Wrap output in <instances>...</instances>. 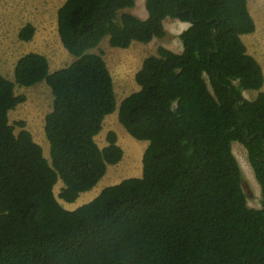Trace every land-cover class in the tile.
<instances>
[{
    "label": "trees",
    "instance_id": "16d2710c",
    "mask_svg": "<svg viewBox=\"0 0 264 264\" xmlns=\"http://www.w3.org/2000/svg\"><path fill=\"white\" fill-rule=\"evenodd\" d=\"M134 5L65 0L57 32L73 61L50 71L45 55L29 51L13 80L0 75V264H264V74L242 40L255 30L247 0H145L144 19L125 10ZM167 17L189 22L182 51L157 46L134 75L139 89L116 106L103 52L93 49L106 37L118 48L166 39ZM34 31L26 23L18 38ZM41 81L52 94L49 160L25 122L15 133L8 117L25 100L16 84ZM115 109L148 142L141 175L64 208L59 199L75 201L121 160L115 131L104 147L95 141ZM235 141L261 187L258 208L247 203Z\"/></svg>",
    "mask_w": 264,
    "mask_h": 264
},
{
    "label": "rangeland",
    "instance_id": "374dc122",
    "mask_svg": "<svg viewBox=\"0 0 264 264\" xmlns=\"http://www.w3.org/2000/svg\"><path fill=\"white\" fill-rule=\"evenodd\" d=\"M64 1L0 0V75L13 80L16 60L29 51L45 55L50 71L64 67L73 61L74 57L62 46L57 32L56 12ZM135 4L139 9L144 10V0H137ZM248 4L249 12L256 22L255 30L252 33L243 35L242 38L247 47V52L258 60L264 72V0H248ZM125 10L130 12L134 9L127 8ZM145 16H147V13ZM177 20L169 17L165 18L163 26L171 30L168 33L169 36L163 40L153 38L150 45H147L148 47L132 43L131 45L135 44L137 46L126 49L111 48L106 37L93 50L103 52V58L112 74L117 103L133 91L135 81L132 73L137 65L134 61L138 63L143 56H148L150 52L155 53L157 46L161 43L175 44L180 40L178 33L187 25L175 27L173 22ZM26 23H31L35 31L29 41H22L18 38V32ZM123 71H128V75L124 74ZM208 85L210 88L209 82ZM262 90H264V83ZM15 91L23 94L25 100L9 111V123L14 126V132L17 133L21 129L17 122L24 121V128L29 130L34 140L42 146L43 154L49 160V142L44 133V117L52 107L50 88L45 81H41L31 86H18L16 84ZM243 95L248 99H253L257 95V91L245 90ZM112 114H115V119L103 121V132L98 134L95 140L99 147H104L107 144L105 140L106 130L115 131L117 144L123 151L122 158L119 162L108 165L104 176L96 185L91 190L80 193L75 201L66 202L59 199L62 206L69 210L90 201L91 197L88 196L96 192L99 193L107 185L118 183L128 177L141 175L142 154L147 141L132 137L119 123L117 113ZM232 151L242 171L247 203L251 207L258 208L261 205V187L255 179L246 149L240 142L235 141L232 143ZM61 186L62 182L58 180L54 186L56 196H58Z\"/></svg>",
    "mask_w": 264,
    "mask_h": 264
},
{
    "label": "crops",
    "instance_id": "0c3cea01",
    "mask_svg": "<svg viewBox=\"0 0 264 264\" xmlns=\"http://www.w3.org/2000/svg\"><path fill=\"white\" fill-rule=\"evenodd\" d=\"M136 2H137V0H135ZM135 2V3H136ZM144 2H145V0H144ZM247 4H248V0H247ZM136 5V4H135ZM133 6L132 7V9H134V10H132V11H130L131 13H133L134 15H136V16H138L139 18H141V19H144V18H146L147 16H145L146 15V13H147V11H146V9H145V7H144V10L143 9H139L137 6ZM248 9H249V4H248ZM136 10V11H135ZM173 19H176V18H173ZM179 21V22H178ZM254 22H255V20H254ZM174 23V26L175 27H180V26H183V25H187V26H185V28H183L181 31H183V30H185L188 26H189V24H188V22L187 21H180L179 19L177 20V21H174L173 22ZM255 24H256V22H255ZM165 27V26H164ZM166 28V27H165ZM166 31L168 32V33H170V29H167L166 28ZM181 31L178 33V35L181 33ZM173 33V32H172ZM243 36V35H242ZM242 40H243V38H242ZM103 41V40H102ZM151 42V41H150ZM150 42H148V43H141V42H137V41H133L132 43H138L139 45H145L146 47H148L147 45H150ZM244 42V41H243ZM131 43V44H132ZM129 45L127 48H129V47H131V46H137V45ZM161 45L163 46V47H165V48H167V49H169V50H171V51H173V52H176V53H180L181 51H182V42L179 40L177 43H175V44H172V43H169V42H166V43H161ZM159 46V45H158ZM111 48H118V47H111ZM247 48V47H246ZM119 49H126V48H119ZM94 50V49H93ZM150 54H154V52H150L149 53V55ZM133 56V55H132ZM147 55H145V56H143L142 57V60H140V61H138V63H137V61H134V63L136 62V67L134 68V70H133V73H132V76H133V79H134V75H135V73L139 70V68L141 67V63H142V61H143V59L146 57ZM130 65V64H129ZM125 66V65H124ZM108 67V66H107ZM109 69V68H108ZM54 71V70H53ZM110 71V70H109ZM111 73V72H110ZM123 73L124 74H126V75H128V71H123ZM263 74H264V72H263ZM111 76H112V74H111ZM112 80H113V78H112ZM135 81V80H134ZM114 88V87H113ZM139 89V86L137 85V83L135 82V85H134V88H133V91H131L130 93H132V92H134V91H137ZM129 93V94H130ZM127 96V95H126ZM116 106H118V103H117V101H116ZM112 113H117V109H115ZM112 113H110V114H108V115H106L105 116V118H104V120L103 121H105L106 119H108V121H109V119L112 121L113 119H115V114H112ZM102 124H103V122H102ZM106 131H108V130H106ZM101 132H103V127L101 128V130L99 131V133L98 134H100ZM104 132H105V130H104ZM116 133V132H115ZM98 134L95 136V138L98 136ZM106 135V134H105ZM117 135V134H116ZM96 141V140H95ZM147 143L148 142H146L145 143V146H147ZM91 190V189H90ZM98 194V192H96V193H94V194H92V195H90V196H88V197H91V199L92 198H94L96 195ZM87 198V197H86ZM79 201V200H78ZM65 208V207H64ZM67 209V208H66ZM71 210V209H70Z\"/></svg>",
    "mask_w": 264,
    "mask_h": 264
},
{
    "label": "water",
    "instance_id": "95a60500",
    "mask_svg": "<svg viewBox=\"0 0 264 264\" xmlns=\"http://www.w3.org/2000/svg\"><path fill=\"white\" fill-rule=\"evenodd\" d=\"M214 32V29L212 28V33Z\"/></svg>",
    "mask_w": 264,
    "mask_h": 264
}]
</instances>
